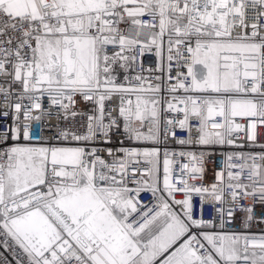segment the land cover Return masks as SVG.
<instances>
[{"label": "snow or ice", "instance_id": "6c2138e0", "mask_svg": "<svg viewBox=\"0 0 264 264\" xmlns=\"http://www.w3.org/2000/svg\"><path fill=\"white\" fill-rule=\"evenodd\" d=\"M0 264H264V0H0Z\"/></svg>", "mask_w": 264, "mask_h": 264}]
</instances>
